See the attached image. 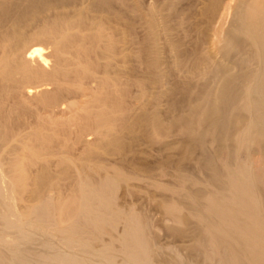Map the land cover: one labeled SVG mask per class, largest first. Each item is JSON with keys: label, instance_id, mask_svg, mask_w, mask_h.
<instances>
[{"label": "bare ground", "instance_id": "obj_1", "mask_svg": "<svg viewBox=\"0 0 264 264\" xmlns=\"http://www.w3.org/2000/svg\"><path fill=\"white\" fill-rule=\"evenodd\" d=\"M117 256L264 264V0H0V264Z\"/></svg>", "mask_w": 264, "mask_h": 264}, {"label": "rangeland", "instance_id": "obj_2", "mask_svg": "<svg viewBox=\"0 0 264 264\" xmlns=\"http://www.w3.org/2000/svg\"><path fill=\"white\" fill-rule=\"evenodd\" d=\"M45 51H47L46 49H44ZM92 135H89L88 136V139L91 141V140H93V136L91 137ZM76 148H78L77 146H76ZM58 166V170H59V172H60V174H59V179H58V183H59V186H61V187H66L67 186V184H68V182H67V179H68V176L67 175H63V173L61 172V169H62V165L61 164H58L57 165ZM54 168V167H53ZM55 169V168H54ZM89 174L90 175H95L93 172H91V171H89ZM63 175V176H62ZM120 190V189H119ZM121 191V190H120ZM120 191H117V194H114L112 197H111V200H112V206L114 205V206H116V205H118V206H123V204H125V203H123L124 202V199L125 198H122L123 196L121 195V192ZM122 199V200H121ZM121 200V201H120ZM123 201V202H122ZM126 201H128L127 199H126ZM129 201H131V200H129ZM123 203V204H122ZM136 204V203H135ZM134 203H132V208L136 211H140V212H144V213H146L147 215H148V217H149V219L151 220V223H152V225H153V229L157 232V234L159 235V237H160V239H159V243H164V241H167V238H165V240H163L164 238H163V232H162V230L160 229V227L158 226V224L159 223H157V221H158V214L156 215L155 213H153L154 211H152V210H150L149 209V205L147 206V204H145V203H142L141 205L143 206V207H141V205L139 206L138 204V206L137 205H135ZM128 205H126V206H123L124 208L125 207H127ZM139 207V208H138ZM150 214H152V215H150ZM67 223V222H66ZM157 223V224H156ZM158 227V228H157ZM87 235H88V233H86ZM168 240H169V238H168ZM117 258V260H118V263L117 264H123V261H122V258L120 257V256H117L116 257ZM119 259H120V261H122V263L119 261ZM120 262V263H119Z\"/></svg>", "mask_w": 264, "mask_h": 264}]
</instances>
